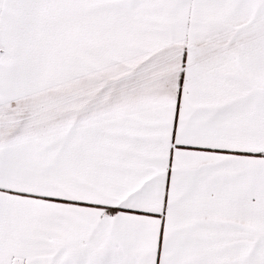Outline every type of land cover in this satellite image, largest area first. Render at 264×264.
<instances>
[{"label":"snow or ice","instance_id":"6c2138e0","mask_svg":"<svg viewBox=\"0 0 264 264\" xmlns=\"http://www.w3.org/2000/svg\"><path fill=\"white\" fill-rule=\"evenodd\" d=\"M0 264H264V0H0Z\"/></svg>","mask_w":264,"mask_h":264}]
</instances>
